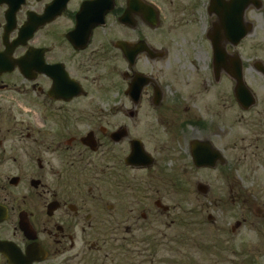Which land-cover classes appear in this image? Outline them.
<instances>
[{"label":"flooded vegetation","instance_id":"flooded-vegetation-1","mask_svg":"<svg viewBox=\"0 0 264 264\" xmlns=\"http://www.w3.org/2000/svg\"><path fill=\"white\" fill-rule=\"evenodd\" d=\"M179 201L264 264V0H0V264H118Z\"/></svg>","mask_w":264,"mask_h":264},{"label":"rangeland","instance_id":"rangeland-1","mask_svg":"<svg viewBox=\"0 0 264 264\" xmlns=\"http://www.w3.org/2000/svg\"><path fill=\"white\" fill-rule=\"evenodd\" d=\"M201 60H204V58ZM202 63L203 61H200L199 65ZM194 87L197 90L199 87L198 83L194 82ZM200 101L196 103V105H198ZM193 107L196 109V106L193 105ZM180 109L182 116L183 111L181 106ZM178 204L180 207V216L177 221V227L171 229L170 226L166 227L164 225L162 227V232L158 233L154 228H141L142 226H146L145 222L133 232L132 237L136 238V244L131 246L130 249L129 245L127 244L125 247L120 248L122 250L117 251V258L118 260L120 259L119 263L124 262V256L122 254L127 251H136L135 255L137 257L138 250L140 251L139 247L143 245L144 248H147L146 253L150 255V261H152L153 264H161L162 260L163 262L170 261L172 264H234L235 261H238L239 263L242 262V264H252L253 250L250 248L251 242L254 239V235L250 230V222L252 221V217L248 218L247 223L241 228V233L239 234L238 239L234 240L237 244H239V240H241L243 243L242 248L216 249L213 247L214 243L211 241L209 242L206 238L204 226H201L200 223L194 224L192 222V218L200 222L202 221L201 218H197L198 216L191 218L190 213L187 212V202L179 201ZM166 222L169 223L170 219H166ZM152 226H154V224H152ZM139 228L141 229L139 230ZM171 230H173V232H171ZM174 231H176V233ZM179 233L180 236L183 237L185 235L190 239L183 240L182 244L179 243V247H177L178 249H176L172 243L171 246L174 247V249L172 248L171 253L168 250L170 247L168 241L172 239L171 236L175 234L179 235ZM141 240H144V242L147 243L143 244ZM162 242L165 243L162 244ZM155 243H157L159 246H156ZM180 247L181 249H179ZM140 259L141 258H137L133 264H140ZM118 260L116 262H118ZM141 261L142 264H144V260L141 259Z\"/></svg>","mask_w":264,"mask_h":264},{"label":"trees","instance_id":"trees-1","mask_svg":"<svg viewBox=\"0 0 264 264\" xmlns=\"http://www.w3.org/2000/svg\"><path fill=\"white\" fill-rule=\"evenodd\" d=\"M182 222V221H181ZM177 240H179V243L180 244H182V241L183 240H189L190 238L188 237V236H180V233H179V235L177 234ZM175 235H173V236H171V240H169L168 241V244L170 245V247L168 248V250L172 253V248L174 249V247H172L171 245H172V243L175 241ZM163 241V240H162ZM145 243H147V242H145ZM163 243H165V242H162V244ZM155 245L156 246H159L157 243H155ZM142 249V250H141ZM146 249L147 248H140V251L138 250V256L136 257V255H135V253H136V251H133V252H129V251H127V252H125V253H123L122 255L124 256L123 257V260H124V262L123 263H118V264H133V263H135V260L137 259V258H141V259H143L144 260V264H153V262L152 261H150V255H148L147 253H146ZM179 249H181V247L179 248ZM144 250H145V252H144ZM141 259H140V264H142V261H141ZM161 264H172L170 261L168 262V261H165V262H163V260H162V262H161Z\"/></svg>","mask_w":264,"mask_h":264},{"label":"water","instance_id":"water-1","mask_svg":"<svg viewBox=\"0 0 264 264\" xmlns=\"http://www.w3.org/2000/svg\"><path fill=\"white\" fill-rule=\"evenodd\" d=\"M25 28V27H24ZM26 29L28 30H32V27L29 26V27H26ZM219 63H220V57L219 56H215L214 57V65H215V69L218 70L219 69ZM232 76L237 80V89L240 91V88L244 89V92L246 91V88L243 87V80H242V75L241 73H236V72H233L232 73ZM239 87V88H238ZM132 155H136L134 153H132ZM131 155V158L133 160V157ZM136 157V156H135ZM133 162H138L137 160L133 161Z\"/></svg>","mask_w":264,"mask_h":264}]
</instances>
